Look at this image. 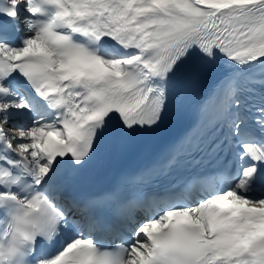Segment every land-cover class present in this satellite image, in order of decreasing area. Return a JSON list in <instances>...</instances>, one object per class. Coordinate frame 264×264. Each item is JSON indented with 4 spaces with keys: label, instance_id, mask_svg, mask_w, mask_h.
<instances>
[{
    "label": "snow or ice",
    "instance_id": "1",
    "mask_svg": "<svg viewBox=\"0 0 264 264\" xmlns=\"http://www.w3.org/2000/svg\"><path fill=\"white\" fill-rule=\"evenodd\" d=\"M209 77L193 129L78 192ZM0 264H264V0H0Z\"/></svg>",
    "mask_w": 264,
    "mask_h": 264
}]
</instances>
